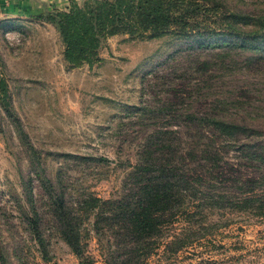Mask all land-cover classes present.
<instances>
[{"label":"rangeland","instance_id":"374dc122","mask_svg":"<svg viewBox=\"0 0 264 264\" xmlns=\"http://www.w3.org/2000/svg\"><path fill=\"white\" fill-rule=\"evenodd\" d=\"M219 1L247 16L248 37L262 30L264 0ZM71 3L0 0V71L18 117L1 108L0 264H264V210L245 202L264 193V65L247 64L264 42L231 48L240 40L208 38L199 47L205 40L120 35L107 40L100 61L72 67L56 27L42 18ZM208 114L239 129L189 120ZM160 130L176 132L177 161L195 190L146 250L98 231L94 215L82 225L83 256L52 228L40 246L26 220L33 207L45 210L33 165L76 200L120 199Z\"/></svg>","mask_w":264,"mask_h":264},{"label":"trees","instance_id":"16d2710c","mask_svg":"<svg viewBox=\"0 0 264 264\" xmlns=\"http://www.w3.org/2000/svg\"><path fill=\"white\" fill-rule=\"evenodd\" d=\"M244 14L236 13L219 0H85L82 4L72 0L66 11H47L42 18L54 25L64 45V58L72 67L94 65L100 61V52L107 40L114 36L159 38L174 35L197 41L215 38L240 40L232 47L245 48L248 40L264 42V17L259 21L261 31L250 36L244 30ZM230 44V43H229ZM259 50V44H254ZM247 60L250 65H264V53ZM1 108L10 120L18 121L13 111L8 84L0 71V127ZM142 109H147L143 107ZM139 110H141L139 108ZM190 122L210 126L229 133L238 125L208 115H191ZM180 146L176 132L160 130L144 145L139 163L129 174L124 194L120 199L104 200L90 195L74 198L69 186L46 180L33 165L41 180L44 212L33 207V216L26 215L40 246H45L44 233L52 228L71 247L83 256L82 225L94 215L96 228H109L126 247L146 250L164 226L179 213L194 188V176L178 161ZM250 183H257L254 179ZM249 208L264 210V193L246 197ZM45 230L43 231V227Z\"/></svg>","mask_w":264,"mask_h":264}]
</instances>
